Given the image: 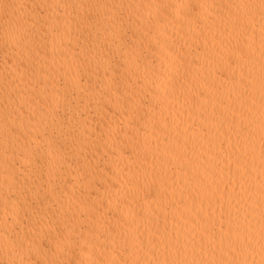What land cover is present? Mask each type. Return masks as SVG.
<instances>
[{
  "label": "bare ground",
  "instance_id": "bare-ground-1",
  "mask_svg": "<svg viewBox=\"0 0 264 264\" xmlns=\"http://www.w3.org/2000/svg\"><path fill=\"white\" fill-rule=\"evenodd\" d=\"M0 264H264V0H0Z\"/></svg>",
  "mask_w": 264,
  "mask_h": 264
}]
</instances>
